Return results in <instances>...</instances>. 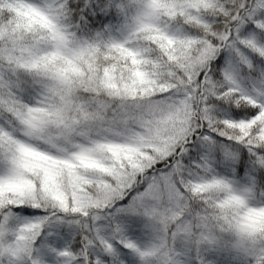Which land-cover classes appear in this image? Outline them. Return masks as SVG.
Wrapping results in <instances>:
<instances>
[{
  "label": "snow or ice",
  "instance_id": "6c2138e0",
  "mask_svg": "<svg viewBox=\"0 0 264 264\" xmlns=\"http://www.w3.org/2000/svg\"><path fill=\"white\" fill-rule=\"evenodd\" d=\"M0 264H264V0H0Z\"/></svg>",
  "mask_w": 264,
  "mask_h": 264
}]
</instances>
